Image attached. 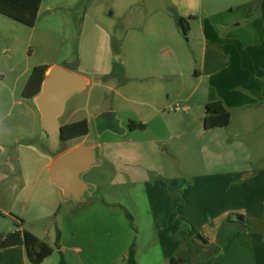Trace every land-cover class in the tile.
<instances>
[{
	"label": "crops",
	"instance_id": "crops-1",
	"mask_svg": "<svg viewBox=\"0 0 264 264\" xmlns=\"http://www.w3.org/2000/svg\"><path fill=\"white\" fill-rule=\"evenodd\" d=\"M45 1L32 27L0 13V190L23 177L16 170L22 163L31 167L28 158L35 162L40 152L44 161L38 183L64 196L52 179V161L73 147L89 145L97 149V164L112 168V182L128 186L131 203L125 207L134 221L131 204L147 231L154 229L155 234L137 238L138 264L142 259L171 264L190 243L186 237L204 248L221 246L206 264H264V0H48L47 24L64 15L57 11L75 13L76 21L69 22L80 35L93 27L105 36L112 69L104 72L68 67L75 54L71 46L62 55L64 44L52 63V55L35 61L37 27L43 42L54 32L40 25ZM179 17L190 18L187 36ZM39 65H61L88 79L84 89L67 98L61 116L75 93L91 87L88 106L94 91H102L89 117H78L76 106L61 126L87 119L91 130L93 116L123 108L129 121L146 127L104 126L96 140L81 136L53 143L35 96L25 95ZM111 92L114 99L107 104ZM115 99L124 105L117 107ZM218 100L232 112L231 123L205 129L206 105ZM235 213L243 214L245 223L230 221ZM16 223L21 224L9 223L0 237L14 231ZM28 230L47 242L39 231ZM132 241L126 242L119 264H125ZM68 248L84 264V249ZM68 248L61 240L41 264H60L62 255L72 264ZM0 264L34 263L26 246L17 245L0 249Z\"/></svg>",
	"mask_w": 264,
	"mask_h": 264
},
{
	"label": "rangeland",
	"instance_id": "rangeland-1",
	"mask_svg": "<svg viewBox=\"0 0 264 264\" xmlns=\"http://www.w3.org/2000/svg\"><path fill=\"white\" fill-rule=\"evenodd\" d=\"M47 2L48 0L45 1L42 10L40 25L46 24L47 29L54 32L51 34V39L49 37L46 38V43L43 42L44 40L40 36V27H37L38 31L32 48L35 61H40L43 57L52 55V58H49V63H52L57 52H59V45L64 44L62 55L68 54L72 48L73 51L71 50V53L75 54L73 63L68 64V67H73L78 71H91L93 69L102 72L110 71L112 62L109 51L106 50L105 36L98 33L96 29L93 30V27L85 30L80 35L81 30H78L76 25L72 28V23L69 22L76 21L78 15L76 16L75 13L57 11V13L64 12V15L54 17V23L47 24V20H45L46 15H48L45 7ZM61 21H66V25ZM49 41L52 45L51 48L48 46ZM71 46L72 48H70ZM79 49L81 50L80 53ZM61 59L60 56L58 61H62ZM72 71L80 73L76 70ZM120 71L121 67L119 66L117 74L121 79ZM89 90H91V87L86 92H77L68 99L66 113L59 118L60 122L66 121L72 115V111H75L74 107L76 106L79 108H76L75 111L78 117L83 115L89 117L93 113L94 103L98 101V96L102 94V91L96 89L93 95L95 98L86 106L85 97ZM110 94L105 97V103L107 104L110 101L113 102L114 99L112 92ZM114 101L117 107H121L125 103L123 99L117 101L115 99ZM108 111L110 110L102 111L100 114ZM116 112L115 118H113L114 125L130 129L129 123L131 121L128 120L126 111L123 108H119L116 109ZM94 118L95 116L92 119L91 130L89 129L88 134L81 137V140L93 141L98 139L99 128L108 125L105 117L98 116L96 119ZM53 149L54 152L57 151L56 145H53ZM47 150L49 155L50 150ZM34 157H38L35 162H32L29 158L27 160L31 167L25 168V164L22 163V167L16 170L15 174L24 173L23 177L11 180L9 184L4 185L3 190H0V231L5 230L9 223L21 220L24 228L39 231L42 237L54 248L56 247L57 232L60 231V244L62 240L67 248L68 246H79L84 249V264H119L122 262V251L128 240L133 239V244L134 242L136 243L137 238L141 239L145 235L155 234L154 229L147 231L141 214H139L133 204H131V209L137 215L136 222L140 225L139 232L135 221L134 226L131 225V221L126 214L128 208L126 205L131 203L128 195L129 188L126 185L112 182L113 170L107 164H94L89 170L81 174L82 180L88 185V190L82 201H77L73 198L60 197L54 192L41 188L38 178L43 169L44 157L40 152H37V156ZM97 158L100 159L98 154ZM3 167L9 168L10 166L5 164ZM36 182L37 186L35 187L34 183ZM209 249L210 247L199 249L197 245L188 243L184 245L181 254L184 256L185 252L191 250V264H206L211 254ZM67 254L72 264H79L75 253L69 248L67 249ZM145 261L142 259L141 264H145Z\"/></svg>",
	"mask_w": 264,
	"mask_h": 264
},
{
	"label": "trees",
	"instance_id": "trees-1",
	"mask_svg": "<svg viewBox=\"0 0 264 264\" xmlns=\"http://www.w3.org/2000/svg\"><path fill=\"white\" fill-rule=\"evenodd\" d=\"M41 3L42 0H0V13L19 23L32 27L37 21ZM189 19L190 18L185 17L178 18L179 23L184 28V33L186 36L188 34V27L186 26V24L189 23ZM49 67L50 66L48 65H39L35 67L25 89V95L27 97H34L40 93L42 83L46 77V73ZM231 120L232 112L224 105L222 101H213L209 102L206 105V113L204 117L205 129L228 127L231 123ZM107 126L108 125H106L105 127ZM61 127V141H69L74 138L87 135L89 132V123L87 119L62 125ZM129 127L133 130L144 129L146 127V124L143 122L131 121L129 123ZM114 128L117 129L118 127L115 125ZM126 214L131 221V225L134 226L133 215L129 211H126ZM19 221L22 224V221ZM21 224L16 223V229L14 231L6 233L2 237H0V249L17 245H25L30 261L34 264H41L54 252L55 248L49 243L41 240L28 229H21ZM197 237L203 239L206 245L209 244V240L207 238H204L201 235H198ZM60 239L61 232L58 231L56 247L60 246ZM184 240L190 242L191 244H194L192 237H186ZM194 245H197L199 249H204V246L202 245ZM209 250L211 254L209 255L207 262L214 254L218 253L221 250V246L218 245L215 247H210ZM191 256V250L185 252L184 256L180 252V254L174 256L171 259V264H191ZM60 264H68L63 255L61 257ZM125 264H138L135 242L130 246Z\"/></svg>",
	"mask_w": 264,
	"mask_h": 264
},
{
	"label": "water",
	"instance_id": "water-1",
	"mask_svg": "<svg viewBox=\"0 0 264 264\" xmlns=\"http://www.w3.org/2000/svg\"><path fill=\"white\" fill-rule=\"evenodd\" d=\"M88 84V79L75 71L59 65L49 67L42 83L41 91L35 96V102L41 112L42 126L53 143L59 141L62 127L59 117L64 111L67 98L76 91L82 90ZM114 112L100 114L108 121V127H114ZM97 149L89 145H79L56 157L51 164L54 183L60 187L65 198L82 201L88 190V185L81 174L99 162ZM230 221L245 223L243 214L235 213Z\"/></svg>",
	"mask_w": 264,
	"mask_h": 264
}]
</instances>
